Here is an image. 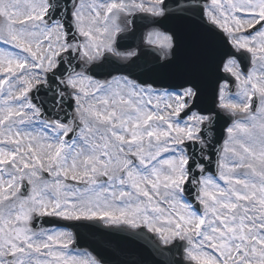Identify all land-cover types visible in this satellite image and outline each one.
<instances>
[{
    "label": "snow or ice",
    "instance_id": "snow-or-ice-1",
    "mask_svg": "<svg viewBox=\"0 0 264 264\" xmlns=\"http://www.w3.org/2000/svg\"><path fill=\"white\" fill-rule=\"evenodd\" d=\"M0 264H264V0H0Z\"/></svg>",
    "mask_w": 264,
    "mask_h": 264
},
{
    "label": "water",
    "instance_id": "water-1",
    "mask_svg": "<svg viewBox=\"0 0 264 264\" xmlns=\"http://www.w3.org/2000/svg\"><path fill=\"white\" fill-rule=\"evenodd\" d=\"M82 241L94 243L97 247L106 250L108 254L113 252L120 254V249H138L139 245L135 243L127 233L106 234L103 232H90L88 229L81 228ZM121 259L135 261L138 259L135 255H120Z\"/></svg>",
    "mask_w": 264,
    "mask_h": 264
}]
</instances>
